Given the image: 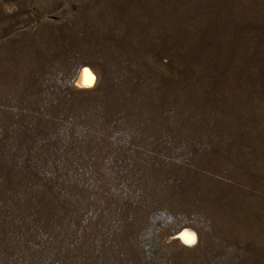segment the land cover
Wrapping results in <instances>:
<instances>
[{"label":"rangeland","instance_id":"obj_1","mask_svg":"<svg viewBox=\"0 0 264 264\" xmlns=\"http://www.w3.org/2000/svg\"><path fill=\"white\" fill-rule=\"evenodd\" d=\"M0 264H264V0H0Z\"/></svg>","mask_w":264,"mask_h":264},{"label":"bare ground","instance_id":"obj_2","mask_svg":"<svg viewBox=\"0 0 264 264\" xmlns=\"http://www.w3.org/2000/svg\"><path fill=\"white\" fill-rule=\"evenodd\" d=\"M75 80V85L78 88H90L94 83L93 75L90 69L85 66L81 67ZM174 237H176L182 243L191 244L195 239V232L191 228L184 227Z\"/></svg>","mask_w":264,"mask_h":264}]
</instances>
